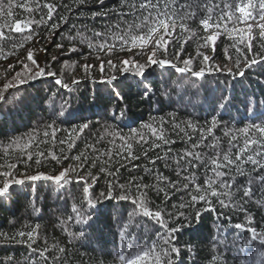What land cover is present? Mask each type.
<instances>
[{
    "label": "snow or ice",
    "instance_id": "snow-or-ice-1",
    "mask_svg": "<svg viewBox=\"0 0 264 264\" xmlns=\"http://www.w3.org/2000/svg\"><path fill=\"white\" fill-rule=\"evenodd\" d=\"M88 2L89 0H74L79 6ZM97 2L103 8L105 0H97ZM32 4L35 6H31L28 0H0V18L5 19V23H0V41L11 43L10 51L13 55L17 48L24 47L23 43L15 42L14 34H22L25 29H32L33 25L36 27L43 25L55 31L59 28V22L68 23L65 16L58 12L60 8H69L63 0L59 2L45 0L44 3L40 0H32ZM15 9H24L28 13L46 9V19L44 16L40 20L17 19L14 16ZM110 12L116 13V16L113 22L105 24L102 30L88 29L84 26L82 31L76 32V36L80 37L79 43L86 45L90 54L104 53L109 57L104 60L101 56H96L102 74L100 83L105 86L106 96L98 90L92 96L91 103H102L105 99L117 100L115 106L110 107L105 104L102 109L101 115L105 122L106 134H98L93 143L85 145V151L72 155L80 136L91 135L92 129L97 127L99 121L94 123L83 115H77L76 110L71 108V99H64L59 92L50 90L48 95L39 97L30 91L36 86L35 82H42L45 76H56V73L50 72L39 63L31 49H26L22 59L17 58L19 71L15 70L17 65L12 64L5 69V72L11 75V80L0 89V105L17 108L32 103L37 107L47 104L49 121L42 126L38 122L20 137L11 138L9 144L4 146V158L10 156V150L15 146L18 150L16 161H22L29 168L32 163L40 166L44 161L55 162L60 167L51 174L42 171L20 173L16 162L0 164V169H3L0 170V199L10 200L14 185L31 187L29 182L54 181L63 187L72 184L74 180L83 181L81 186L84 199L79 205H72L71 212L75 215L67 216L64 223L74 221L75 224L90 227L93 216L89 210H98L97 206L102 201H130L133 208L128 214V222L119 233L121 244L116 255V264H177L180 249L174 242L175 234L183 227H190L193 223L199 222L203 212H217V206L227 208L229 203H232L234 208L247 212L244 205L253 201L257 195L259 199H255V203L264 207V99L257 100L252 96L240 101L244 106L245 115H242L238 121L233 118L232 123L244 125L237 129L242 135L231 134L230 122L224 121L223 115L217 113L218 111L226 113L237 97L230 93L225 94L219 89L216 90L220 92L217 96L208 88V80L213 72L224 73L235 79L237 76L245 77L247 72L258 67L259 74L264 75V0H119L118 8L93 11L91 16L93 19L100 16L107 17ZM54 14L59 22L53 21ZM198 14H202V18L198 21L199 26L208 33L203 37L201 45L205 49L210 44L215 45L220 36V28L226 21L244 25L243 28L232 27L229 31V34L238 33L233 38L235 42L232 47L237 55L231 66L211 65L210 61L213 57L199 52L197 53L200 57L199 63L193 57L183 59L179 55L177 56L179 63L163 58L177 29H179L178 35L190 31L189 22L195 23ZM4 29H7V32ZM210 29L214 30V34L213 31H208ZM254 30L258 34H254ZM192 35L195 36L196 33L193 32ZM76 36L71 38L75 40ZM26 39H32L31 31ZM256 41H259L258 48L261 51L255 50ZM57 47L64 46L58 44ZM117 48L121 51H132L133 58L114 62L111 57L114 56ZM180 48L182 51V44ZM137 49L144 51L143 63L135 58L139 55ZM70 51L78 53L80 50L72 47ZM158 52L161 54L159 58ZM0 56H4L2 47H0ZM55 59L56 57H53V60ZM231 59V56H227V60ZM105 64L112 72L108 77L103 76ZM154 66L180 74L177 80L172 82L180 91L187 87L204 89L207 93L204 103L208 104L211 116V120L206 121L208 127H198V122L194 124L189 119L185 122L186 126L181 128L174 114H170V121L161 118L157 123L153 118L152 123L144 124L142 128L146 131L130 128L128 134L123 133L120 123L128 118L130 108L127 103L128 93L124 91L120 76L131 72L138 77L137 95L141 100L151 101L156 94L155 89L145 82ZM95 67L96 64L83 65L85 72ZM124 79L127 77L125 76ZM78 83L79 81L72 80V84ZM55 84L61 89L71 91L69 84L60 78L55 80ZM10 89L13 91L9 92ZM161 95L171 102L170 92L165 90ZM84 100L87 102L88 97H84ZM77 120L82 122L76 127H71ZM109 121L112 123H108ZM118 121L120 123H117ZM245 121L249 122L245 123ZM63 124L69 125V128L58 127ZM169 124L170 129L166 127ZM220 126L225 129L224 136L228 137L226 147L219 137H213L210 143L207 142L208 136L205 132L211 135L213 129ZM197 131L200 133L199 138L194 139L193 134ZM58 134H63V138ZM170 134H175L186 147L173 152L169 146L176 144L177 141L171 139ZM105 142L110 147H105ZM134 146L139 148V153L134 150ZM155 149H164V151L162 155L158 154L152 158L149 153ZM141 158L147 159L152 165L144 168L146 175L134 176L129 172L128 178L124 180L121 176V168H125L126 165L121 161H139ZM112 161L118 163L119 167L112 164ZM159 161H163L164 168L175 165V179H170L156 168ZM139 167L138 164L133 165L134 169ZM105 177L108 178L105 191L100 192L93 199L89 191L92 183L98 184ZM149 177L152 178V182H149ZM153 193L156 197L163 194L165 199L162 203L165 204L171 198L170 193L173 195L183 193L188 199L184 201L182 196L183 202L179 204V208H191L193 211L191 214L178 212L173 216V213L166 212L165 209L154 204L150 198ZM237 198L239 203L236 202ZM172 207L176 208L177 205L173 204ZM219 215L221 213H218ZM137 216L148 217L164 229V232L157 229L155 239L150 246L142 244L140 237L130 231ZM165 216H168L169 220H174L175 226H170ZM249 223H252L251 219ZM242 227L241 224L235 225L237 229ZM37 229H39L38 224L27 232L18 231L14 235L0 232V237L9 243H27L28 249L31 250L27 259L31 260V264H37L34 257L42 258L43 264H61L60 254L65 253L66 249L56 244L52 245L51 251L48 247L41 249L37 245ZM63 230L67 232V228ZM246 232L250 235L241 249L245 259H242L240 264H264V232L258 233L256 227H249ZM69 235L76 239L87 238L83 228L78 233H69ZM214 239H217L218 243H223L218 238ZM213 247L215 250L216 245L214 244ZM221 256V253L213 254L211 257L213 264H217ZM13 259L7 257L0 264H9Z\"/></svg>",
    "mask_w": 264,
    "mask_h": 264
},
{
    "label": "trees",
    "instance_id": "trees-1",
    "mask_svg": "<svg viewBox=\"0 0 264 264\" xmlns=\"http://www.w3.org/2000/svg\"><path fill=\"white\" fill-rule=\"evenodd\" d=\"M28 2L31 6H35L32 4V0H28ZM40 2L44 3L45 0H40ZM48 2H51V0H48ZM63 2L69 8H60L58 12L60 15L65 16L68 20L67 24L57 21V16L54 14L53 21L59 22V28L55 31H51L43 25L40 27L33 25L32 29H25L22 34H14L15 42L23 43L24 45L22 48H17L14 55L10 51L11 43L0 41V47L4 48V56L7 57L0 56V89L11 80V75L5 72L7 66L9 64L17 65L15 70L19 71L17 58L22 59L26 54V49H31L39 63L50 72L56 73V76L43 77L42 82H35L36 86L30 89L33 95L44 97L49 94L50 90L51 92H59L64 99H71V108L76 110L77 115H83L94 123L99 121L97 127L92 129L91 135H81L77 140V147L72 151V155H76L85 151V145L93 143L98 134H106L105 122L101 115L102 109L105 104L112 107L117 103L116 99L111 101L105 99L102 103L96 104L91 103L92 96L98 90L106 96L105 86L100 83L102 74L100 73L99 61L96 60V56L99 55L104 60L109 57L104 55V53L92 52L90 54V50L86 45L79 43L80 37L76 36V32L82 31L84 26L88 29L95 28L99 31L103 29L105 24L113 22L116 13L110 12L107 17L100 16L95 19L92 18L91 13L93 11L118 8L119 0H105L103 8L97 0H89L83 6L77 5L74 0H63ZM14 16L23 20H40L42 16L46 19V9L35 13H28L24 9H15ZM199 18H202V14H198V19L195 23L189 22L190 31L178 35L179 29H177V33L173 36V41L168 44L167 54L163 58L170 59L173 63H179L177 58L179 55L183 59L193 57L199 63L200 57L197 55L199 52L213 57L210 61L211 65L222 64L231 66L237 55L232 47L235 42L233 38L238 33L232 32L229 34V31L232 27L243 28L244 25L226 21L220 28V36L217 38L215 45L210 44L205 49L201 45L203 44V37L208 33L202 29V26H199ZM0 23H5V19L0 18ZM73 25H75V28H73ZM4 31L7 32V29H4ZM30 31L32 32V39L27 40L26 37ZM208 31H213L214 34V30L210 29ZM193 32L196 33L195 36L192 35ZM254 34L258 33L254 30ZM73 36H76L75 40L71 38ZM255 43L257 44L255 50L261 51L258 48L259 41ZM58 44H62L64 47L58 48ZM181 44L183 45L182 51L180 48ZM72 47H76L80 51L73 53L70 51ZM137 51L139 55L135 58L143 63L145 58L144 51L139 49ZM160 55L158 52L157 57L159 58ZM227 56H231L232 59L227 60ZM53 57H56V59L53 60ZM111 58L114 62H118L121 59L133 58V53L128 50L121 51L117 48L116 53ZM85 63L96 64L97 67L85 72L83 69ZM181 66L183 65L181 64ZM170 71L169 69H160L155 66L149 71L148 80L145 83L154 88L156 93L151 101L141 100L140 96L137 95L138 77H135L131 72L120 76L124 84V91L128 93L127 103L130 108L128 118L122 123L117 122L120 123V128L124 134H128L130 128L146 131L142 126L146 123H152L153 118H155L157 123H159L161 118L170 121V114H174L176 122L180 124L181 128L186 126L185 122L189 119L194 124L198 122V127L209 126L206 121L211 120L210 109L208 104L204 103V97L207 93L203 88L187 87L183 91L176 89L172 82L176 81L180 74L174 71L169 74ZM259 72V68L256 67L247 72L245 77L237 76L235 79L218 72H213L210 75L208 88L215 95L218 96L220 94L219 91H216L219 89L224 91L225 94L230 93L237 97L226 113L219 111L217 113L223 115L224 121L230 122L231 134L242 135L237 132V129L242 128L244 125L232 123L233 118L238 121L242 115H245L244 106L240 101L252 96H255L257 100L264 99V75H260ZM111 74V70L105 64L103 76L108 77ZM12 75H14V72ZM125 76L127 79H124ZM57 78L68 83L71 91L69 89H61L59 85H56L55 80ZM74 79L79 81V83L72 84ZM37 89H39L38 93ZM165 90L170 92L171 102L161 95V92ZM12 91V89L9 90V92ZM84 97H88L87 102H85ZM157 101H162V103H157ZM48 121L49 111L47 110V104L37 107L35 103H32L27 106L20 105L17 108H13L11 105H0V164L16 162L20 173L42 171L46 174H51L59 168L60 166L56 165L55 162L49 161H44L40 166L32 163L29 168L22 161H16L18 150L15 146H12L8 158L3 156L4 146L9 144L11 138L20 137L36 126L38 122L42 126L43 123ZM81 122L77 120L71 127H76ZM247 122L249 121H245V123ZM108 123L112 122L109 121ZM58 127L67 129L69 125L63 124L58 125ZM166 127L170 129V124L166 125ZM224 131L225 129L220 126L213 129L211 135L205 132V135L208 136L207 142L210 143L213 137H219L226 147L228 137L224 136ZM193 135L194 139H198L200 133L197 131ZM58 136L63 138V134H58ZM170 138L177 141L176 144L169 146L173 152L183 150L186 147L185 143L181 142L175 134H170ZM105 147H110V145L105 142ZM134 150L137 153L140 151L135 146ZM163 151L164 149H155L149 155L155 158L158 154L162 155ZM111 163L119 167V164L115 161ZM121 163L126 165L125 168H121V176L124 180L128 178L129 172L134 176L146 175L144 168L146 166L152 167L148 160L144 158L139 161L124 160ZM135 164L140 167L134 169L133 165ZM156 168L170 179H175V165L170 168H164L163 161H159ZM96 174L99 175V173ZM85 177L87 178L86 172ZM107 179V177L102 178L98 184L92 183L89 191L93 199L100 192L105 191ZM202 179L203 176L201 175V181ZM149 182H152L151 177H149ZM29 183L32 185L31 187L14 185L10 200L0 199V232L14 235L18 231L27 232L38 224L39 229H37L36 233L37 245L41 249L48 247L51 251L53 244L66 249L65 253L60 254L62 257L61 264H116V255L120 250L121 244L119 233L124 224L128 222V214L133 208L130 201H102L97 206L98 210H89L93 216L90 227L75 224L74 221L64 223L67 220V216L75 215L71 212L72 205H79L84 199L83 187L81 186L83 181L74 180L72 184H66L63 187L57 185L54 181ZM169 195L171 198L166 204L162 203L165 199L163 194L156 197L153 193L150 198L156 206L165 209L166 212L173 213V216L178 212L192 213L193 209L191 208H179V204L183 202L181 197H184V201L188 199L183 193L174 195L170 193ZM255 199H259L258 195L254 197L253 201H249L248 204L244 205L247 208V212L240 211L234 208L232 203H229L227 208L217 206V212H203L199 222L193 223L190 227H183L180 232L175 234L176 240L174 242L180 249L177 264H213L211 257L216 253L222 254L217 264H240V261L245 259L241 249L250 235L246 232V229L256 227L258 233L264 232V207L258 206L255 203ZM226 202L228 201L226 200ZM236 202L239 203V198H237ZM173 204L177 205V207L173 208ZM218 213H221V215L218 216ZM164 218L169 221L170 226H175L174 220H169L168 216ZM249 219H251L252 223H249ZM181 220H183L182 217ZM236 224H241L243 227L237 229L235 228ZM136 225H139V227H136ZM64 228H67V232L63 230ZM82 228L87 234V238L76 239L69 235V233H78ZM157 229L164 232V229L156 224L154 220L144 216H137L130 227V231L135 232L140 237V242L146 246H150L155 239ZM214 238H218L223 243H218L217 239ZM45 240H47V245H45ZM214 244L216 245L215 250ZM30 252L31 250L28 249L27 243H9L0 237V262H4L7 257H13L14 259L9 264H31V260L27 259L30 256ZM33 259L37 260V264H43L42 258L34 257Z\"/></svg>",
    "mask_w": 264,
    "mask_h": 264
}]
</instances>
